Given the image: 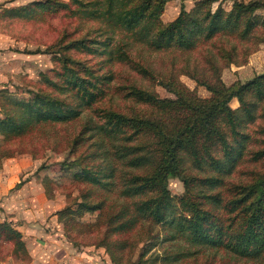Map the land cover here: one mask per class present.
Returning a JSON list of instances; mask_svg holds the SVG:
<instances>
[{"label":"rangeland","instance_id":"rangeland-1","mask_svg":"<svg viewBox=\"0 0 264 264\" xmlns=\"http://www.w3.org/2000/svg\"><path fill=\"white\" fill-rule=\"evenodd\" d=\"M45 1L0 0V13ZM196 1L199 0L167 1L159 17L160 24L175 19L181 7L189 11ZM59 2L67 6L61 7ZM120 2H129L127 6L131 7L138 0H113L112 7L119 9ZM107 4L106 0H52L45 8L31 7L25 15L4 13L0 16V101L5 97L29 101L32 92L38 91L79 112L70 121L37 124L19 136L7 137L0 131V171L4 170L5 163L17 164L15 188L33 180L22 193L30 194L31 205L27 207L32 206L34 214L22 234L29 259L16 264H264V253L257 257H241L224 247L190 244L170 224L156 223L139 213L136 203L156 197L158 190H149L140 196L121 195L123 181L129 175L126 173L129 167L121 160L114 163V175L106 185L74 178L83 168L96 171L105 168V161L112 164L118 158L103 161L101 156L105 151L112 155L115 145L121 147L127 143L99 134L96 126L105 123L106 113L154 120L166 133H171L178 128L191 104H207L218 98L201 83L222 90L264 72L262 19L246 36H242L239 28L234 33H217L208 40L201 37L191 49H179L175 45L154 49L138 38V28L129 31L103 17H92L102 12ZM219 4L228 11L232 0L212 2L211 11ZM258 13L264 15V11ZM58 39L61 42L48 49L58 52L44 53ZM73 39H84L90 50L65 49L64 45ZM71 70L85 79L94 102L87 104L78 90L67 88L69 82L65 75ZM146 94L157 101L145 100ZM247 95L257 107L253 110V119L237 127L248 139L235 168L220 176L209 167L212 157L222 155V147L216 143L208 151L211 156L208 166L204 163L200 168L194 165L190 154L182 153V172L164 180L175 204L176 217L185 213L179 198L200 200L202 208L226 220L224 225L228 227L232 218L237 222L242 215L229 213L227 202L238 198L237 192L243 188L253 187L262 180L259 187L264 191V94L262 100L253 93ZM228 105L236 109L239 102L232 98ZM6 109L12 113L10 104ZM3 117L0 108V118ZM218 126L228 133L224 121L219 120ZM124 131L126 134L135 132L129 127ZM148 135L136 136L137 143L150 142ZM76 138L77 143L73 145ZM198 143L200 146L199 140ZM200 155L207 158L201 149ZM153 167L147 165L143 167L147 170L138 168L131 172L150 174ZM208 176L219 177L221 184L208 189L198 182ZM202 193L217 195L220 203L212 199L203 201L199 197ZM80 203L95 209L76 211ZM65 207L72 209V213L66 212L60 220L57 211ZM240 212L244 215V211ZM29 217L27 214L26 218ZM20 220L17 218L15 222ZM122 223H125L123 231L114 232L116 225ZM165 257L175 261L166 263Z\"/></svg>","mask_w":264,"mask_h":264},{"label":"trees","instance_id":"trees-1","mask_svg":"<svg viewBox=\"0 0 264 264\" xmlns=\"http://www.w3.org/2000/svg\"><path fill=\"white\" fill-rule=\"evenodd\" d=\"M51 1L46 0L43 3L35 2L26 6L9 8L4 10V13L14 16L25 15L29 13L31 7L45 8L46 4ZM106 1L108 4L102 9V12L98 11L92 17H103L113 22L114 25L129 31L138 28L136 31L138 38L144 40L154 49H163L171 45H175L179 49H191L201 37L208 40L217 33H234L239 28L242 36H246L254 27H257L260 18L262 19L261 24H264V15L258 13L260 10L264 11L263 0L247 2L232 0L231 8L228 11H225L220 4L214 11H211V3L218 0H199L189 11L181 7L175 19L161 24L159 17L165 3L169 0H138L131 7L127 6L129 2L127 4L120 2L119 9L112 7L113 0ZM58 5L67 6L64 2H59ZM4 13H0V16ZM59 42L61 40L58 39L54 44H50L44 53L58 52V50L49 51L48 49ZM64 48L90 50V45L85 43L84 39H73L64 45ZM65 76L69 82L67 88L78 90L81 93V98H85L87 104H90L89 101L94 102V95L86 87L84 78L79 77L73 70L67 72ZM201 84L205 85L218 98L207 104H191L187 107L189 109L186 114L180 119L178 128L171 133H166L154 120L136 119L120 113H106L104 115L105 123L96 126L99 134L127 143H123L121 147L115 145L113 156L108 151H105L106 154L101 156L103 161L104 159L118 158L114 159L112 164L110 161H105L107 163H103L105 168L102 167L96 171L88 167L83 168L75 173L74 178L95 185H106L114 175L116 168L114 163L121 160L122 164L129 167L126 172L129 175L123 181L121 195L140 196L149 190H158L156 197H148L136 203L135 208L139 213L147 215L156 223L170 224L179 234L185 236L190 244L224 247L237 256L257 257L264 253V191L259 187L263 180L257 182L253 187L243 188L237 192L238 198L227 202L230 204L227 210L229 213L236 212V215H242V218L237 222L232 218L231 222H228V227L224 225L226 220H221L220 217L214 216L209 209L202 208L200 200L196 202L184 197L179 198L178 201L185 213L176 217L173 198L164 184L167 177L182 172V153L190 154L194 165L203 168L204 163L208 166L207 161L211 157L208 151L216 143L221 145L222 155L212 157L209 167L220 176L229 174L235 168L242 157L248 139V135L238 131L237 127L242 122L252 120L253 110L257 107L255 101H251L247 94L253 93L257 99H263L264 72L244 83H237L222 90L210 87L205 83ZM32 93L33 97L29 101L15 97H5L3 101H0V108L4 112V117L0 118V131L3 132V135L7 137L19 136L37 124L63 123L76 118L79 114L77 108L45 93L38 91ZM144 98L147 101H157L148 94L144 95ZM232 98H236L239 102V107L236 109L228 105ZM162 101L172 103V101ZM7 104L11 105L12 113L7 111ZM243 114L246 116L243 117ZM219 120L228 125V133L218 126ZM128 127L135 132L126 134L124 130ZM142 133H148L151 141L138 144L136 136ZM76 140L77 138L73 140V145L77 143ZM197 140H199L200 146L199 143L197 144ZM100 141L102 142V140ZM200 149L207 154V158H204V155L199 156ZM151 159L153 161L148 162ZM147 165H154L150 174H132L131 170L143 169ZM147 168L143 170H147ZM183 182L188 184L189 181L184 179ZM198 182L208 189H214L221 184L222 179L208 176L198 179ZM199 197L203 201L212 199L214 202L220 203L215 194L202 193ZM82 208L95 209V207L80 203L75 210L78 211ZM238 209L244 211V215ZM71 210L69 207L58 210L59 219L61 220L66 212L72 213ZM235 223H238V226H235ZM124 224L116 225L114 232L123 231ZM4 254L6 258L11 256L15 264L19 260L26 262L29 259L22 233L7 221L0 223V260L2 261ZM163 260L166 263L175 261L169 257H165Z\"/></svg>","mask_w":264,"mask_h":264},{"label":"crops","instance_id":"crops-1","mask_svg":"<svg viewBox=\"0 0 264 264\" xmlns=\"http://www.w3.org/2000/svg\"><path fill=\"white\" fill-rule=\"evenodd\" d=\"M17 170V164L10 162L5 163L4 170L0 171V223L11 222L23 234L24 228L28 226L27 222L34 219V214L32 206L27 207L31 205L30 194L22 193L33 184V180H27L24 185L20 186L21 188H15L16 180H18ZM27 214L31 217L26 218ZM17 218H21L19 223L15 222ZM0 264H15V262L12 261L11 256H8L5 261L0 260Z\"/></svg>","mask_w":264,"mask_h":264}]
</instances>
